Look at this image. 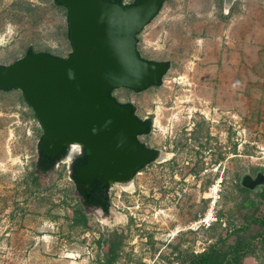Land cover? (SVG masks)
I'll list each match as a JSON object with an SVG mask.
<instances>
[{
  "label": "rangeland",
  "instance_id": "rangeland-1",
  "mask_svg": "<svg viewBox=\"0 0 264 264\" xmlns=\"http://www.w3.org/2000/svg\"><path fill=\"white\" fill-rule=\"evenodd\" d=\"M228 5L168 0L139 34L141 55L171 68L160 86L114 95L152 118L139 138L164 157L110 186L109 212L84 202L65 158L33 185L43 127L19 89H0V264H96L121 233L115 264H188L204 251L214 264L238 242L249 243L238 264H264L251 222L264 215V0ZM66 12L0 0V63L30 46L68 56Z\"/></svg>",
  "mask_w": 264,
  "mask_h": 264
},
{
  "label": "water",
  "instance_id": "water-1",
  "mask_svg": "<svg viewBox=\"0 0 264 264\" xmlns=\"http://www.w3.org/2000/svg\"><path fill=\"white\" fill-rule=\"evenodd\" d=\"M59 1L69 8L72 52L64 58L30 54L0 64V87L22 92L43 127L46 154L67 148L66 157L73 143L86 148L87 163L77 167L82 192L99 181L112 186L134 180L141 168L159 158L161 149L140 141L149 125L111 92L121 87L145 90L170 70L169 61L143 58L137 38L168 0L128 5L121 0ZM235 1L226 0L229 6Z\"/></svg>",
  "mask_w": 264,
  "mask_h": 264
},
{
  "label": "trees",
  "instance_id": "trees-1",
  "mask_svg": "<svg viewBox=\"0 0 264 264\" xmlns=\"http://www.w3.org/2000/svg\"><path fill=\"white\" fill-rule=\"evenodd\" d=\"M54 1H55V4L57 6H62V7H65L67 9V12H66V19H67L66 34H67V37L70 40V43H71L72 48H73V44H72L71 36H70V27H69V8L64 4H61L59 0H54ZM112 1H117V0H112ZM121 1L123 3H125L126 5L136 3V0H131L128 3H126L125 0H121ZM137 38H138V42H139V35L137 36ZM40 53H48V54L55 55L49 51H36L32 46H30L27 49L24 57H22L21 59L27 57L30 54H40ZM55 56H58V55H55ZM59 57H62V56H59ZM62 58H64V57H62ZM143 58H145V57H143ZM21 59H18L15 62H18ZM145 59H147V58H145ZM147 60H151V59H147ZM2 65H4V64H2ZM161 84H162V82H160L158 85H152V86H160ZM0 89L4 90V91H11L15 88L5 89L3 87H0ZM111 94L114 98H116L118 100V98L114 95V90H112ZM22 96H23V99L26 101L23 94H22ZM119 102H121V101H119ZM121 103L124 105H132L134 108V112L136 113V108L131 102H121ZM33 115L35 118H37L34 110H33ZM141 119H143V118H141ZM143 122L149 123V129L147 131L150 132L152 129V118L149 117V119H143ZM43 137H44V133H42V135L39 139V142H38L39 156H38V159L36 161L35 171L32 172V182H33V185H35L37 188L40 187L41 183H40V178L38 176H36L35 173L36 172L46 173L48 171L53 170L55 168L56 164L59 163L62 159H64V157L67 153V148H65L64 152L61 154H58V155H51L50 156V155L46 154L44 149L41 146V141H42ZM85 157H87V152H86V148L83 147V153L81 155H78L73 160V162L71 164L70 174H71L72 179L75 181L76 186L79 189H80V186L77 182V179H78L77 167L81 164H86L87 161H86ZM263 179H264V174H261L260 180H263ZM109 190H110V186L104 182H100L99 184H91L87 187L85 192H82L84 202L88 205L100 207V208H102V210L104 212H109L110 207H111ZM84 217H85L84 215L81 217H78L77 220H83ZM222 218H223L222 214H220L219 219L222 220ZM251 222H256V223L260 224L261 227L263 228V231H264V215L261 218H252ZM107 241L108 240H105L103 238H99L97 240V243H98L99 247L102 248V246ZM123 243H124L123 234L122 233L118 234V236H116V238L110 243L108 250L106 252H103L101 250V253H99L98 256L96 257L95 263L96 264H115ZM248 247H249V243L244 244V243L238 242L237 245L235 247H233L229 252H224L223 256L218 261H216L214 264H238V262L241 260V258L244 255H246L247 251L245 249ZM209 262H210V253H209V251H204V252H200L197 254H193V256L191 257L188 264H210Z\"/></svg>",
  "mask_w": 264,
  "mask_h": 264
},
{
  "label": "flooded vegetation",
  "instance_id": "flooded-vegetation-1",
  "mask_svg": "<svg viewBox=\"0 0 264 264\" xmlns=\"http://www.w3.org/2000/svg\"><path fill=\"white\" fill-rule=\"evenodd\" d=\"M146 119H149V118H146ZM146 124H148L149 125V123H146ZM149 133V131H146L145 133H142L141 135H146V134H148ZM140 135V136H141ZM140 139V138H139ZM141 141V140H140ZM142 142V141H141ZM143 144H145L147 147H150L149 145H147L146 143H144V142H142ZM150 148H152V149H157V148H153V147H150ZM83 153V148L82 147H80V145L79 144H76V143H74V144H72L71 145V152H70V154L65 158V162H71V161H73L74 160V158H76L78 155H81ZM164 156H163V152L161 151V156H160V158H163ZM166 158H169V156H167ZM85 159H86V157H85ZM87 161V160H86ZM87 163V162H86ZM264 180V179H263ZM100 182H103V181H99V183ZM98 183V184H99ZM104 183H106V182H104ZM106 184H108V183H106ZM109 185V184H108ZM110 186V185H109ZM100 208V207H99ZM102 209V208H101Z\"/></svg>",
  "mask_w": 264,
  "mask_h": 264
},
{
  "label": "bare ground",
  "instance_id": "bare-ground-1",
  "mask_svg": "<svg viewBox=\"0 0 264 264\" xmlns=\"http://www.w3.org/2000/svg\"><path fill=\"white\" fill-rule=\"evenodd\" d=\"M228 7H229V5H228ZM74 144V143H73ZM77 144V143H76ZM162 151V150H161ZM160 156H161V152H160ZM160 156H159V158H160ZM67 157V156H66ZM159 158L157 159V160H159ZM131 181H133V180H131ZM131 181H128V182H131ZM128 182H125V183H128Z\"/></svg>",
  "mask_w": 264,
  "mask_h": 264
},
{
  "label": "built area",
  "instance_id": "built-area-1",
  "mask_svg": "<svg viewBox=\"0 0 264 264\" xmlns=\"http://www.w3.org/2000/svg\"><path fill=\"white\" fill-rule=\"evenodd\" d=\"M109 195H110V197H111V192H110V190H109Z\"/></svg>",
  "mask_w": 264,
  "mask_h": 264
}]
</instances>
